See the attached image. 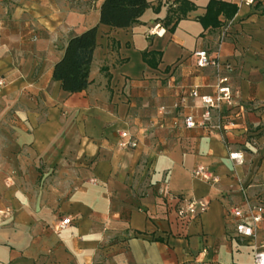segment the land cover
Returning a JSON list of instances; mask_svg holds the SVG:
<instances>
[{
	"label": "crops",
	"instance_id": "1",
	"mask_svg": "<svg viewBox=\"0 0 264 264\" xmlns=\"http://www.w3.org/2000/svg\"><path fill=\"white\" fill-rule=\"evenodd\" d=\"M103 1L0 0V264H253L264 213L253 244L229 213L264 208V0H146L119 30L99 24ZM94 27L88 87L68 94L53 67ZM219 79L232 105L186 128ZM190 200L206 210L181 219Z\"/></svg>",
	"mask_w": 264,
	"mask_h": 264
},
{
	"label": "built area",
	"instance_id": "2",
	"mask_svg": "<svg viewBox=\"0 0 264 264\" xmlns=\"http://www.w3.org/2000/svg\"><path fill=\"white\" fill-rule=\"evenodd\" d=\"M251 2V1H249ZM158 28V26H157ZM163 30L158 32L149 33L151 35H162ZM222 35L221 38H223ZM197 58V66L199 68H204L207 66L218 67L215 61L211 60L205 51H199L194 54ZM226 79H219V85L216 92L212 96H200L197 91L191 92L190 96L193 98H200V101L203 106V113L200 116V119L197 121L194 116L189 115L184 118V125L186 128H193L196 125L200 127L209 126L211 122V110L218 109L221 104L227 106L232 105V93L229 87L223 86L226 83ZM4 82L0 79V91L4 87ZM118 148L122 150L134 149L137 146V143L127 132L119 133ZM229 159L234 161L236 165H241L243 163V158L240 153H230ZM192 176L196 179H199L207 184L213 185L218 183V176L208 171L205 167L200 164H196L195 168L192 171ZM206 210V203L201 200H190L187 202L184 211L179 212V217L181 219H192L196 213L204 212ZM264 208L260 205H249L247 210L243 212L239 208H233L229 217L233 220L235 225V231L239 238L248 240L252 244L256 243L258 236V229L260 224L263 221ZM244 217L249 218V223L243 221ZM71 219L69 217L62 218L54 226V231H63L71 226ZM253 264H264V230L262 233L261 240L258 244H254L253 248Z\"/></svg>",
	"mask_w": 264,
	"mask_h": 264
},
{
	"label": "trees",
	"instance_id": "3",
	"mask_svg": "<svg viewBox=\"0 0 264 264\" xmlns=\"http://www.w3.org/2000/svg\"><path fill=\"white\" fill-rule=\"evenodd\" d=\"M213 5H208V12ZM147 7L146 0H104L99 24L112 30L127 29L138 22ZM96 39L97 27H94L67 41L62 57L52 70L53 81L59 82L64 92L76 94L88 87Z\"/></svg>",
	"mask_w": 264,
	"mask_h": 264
}]
</instances>
